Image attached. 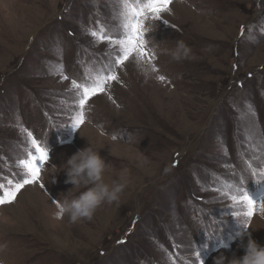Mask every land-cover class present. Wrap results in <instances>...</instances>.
Returning <instances> with one entry per match:
<instances>
[{
    "label": "rangeland",
    "instance_id": "374dc122",
    "mask_svg": "<svg viewBox=\"0 0 264 264\" xmlns=\"http://www.w3.org/2000/svg\"><path fill=\"white\" fill-rule=\"evenodd\" d=\"M169 8L145 38L161 49L183 40L195 58H130L74 130L79 97L59 70L87 83L112 67L118 46L97 43L90 30L120 38L124 0H0V183L21 182L19 161L35 154L25 129L7 120L30 124L49 154L39 179L0 205L3 264H200L197 251L214 264L219 254H244L231 239L242 230L264 245V214L236 217L247 209L230 198L240 188L264 195L251 175L264 170V0H172ZM78 42L88 47L82 57ZM38 103L50 105L52 123ZM88 144L108 165L105 183L122 173L128 183L91 220L54 219L56 203L77 192L62 165Z\"/></svg>",
    "mask_w": 264,
    "mask_h": 264
},
{
    "label": "snow or ice",
    "instance_id": "6c2138e0",
    "mask_svg": "<svg viewBox=\"0 0 264 264\" xmlns=\"http://www.w3.org/2000/svg\"><path fill=\"white\" fill-rule=\"evenodd\" d=\"M171 2L172 0H143V2L141 0H135V3H131L129 0H124V33L120 38H113L111 35L106 34L103 27L99 31L90 30V34L96 39L97 43L107 42L110 47L118 46L119 53L115 56L111 68L105 66L106 71L102 69L99 74L90 76L89 82H77L75 79L71 81V88L76 90L79 97V111L76 113L70 125L74 130L83 124L85 120V109L89 100L98 94L106 93V86H110L112 82L119 80L116 68L123 67L126 61L133 57L138 60L146 58L149 62L155 58L144 46L143 22L148 16L156 20L161 19V14L170 9L169 5ZM165 23L168 22L165 21ZM244 32L245 27L242 25L240 35L243 36ZM61 79H68L62 73V66ZM159 79L164 80L165 77L160 76ZM109 98L111 99V97ZM28 136L32 138L31 143L34 146L35 154L29 151L28 156L30 159L19 161L18 167H22L25 170V178L21 182L14 183L9 179L7 181V187L5 184L0 183V192H2L0 194V205L14 202L17 194L25 185L35 183L39 179L41 166L49 159L48 150L39 145L31 132H28ZM113 138L115 139V137ZM251 175L257 182L264 181V170L257 173L253 169ZM41 188H44L43 184ZM237 191L240 193L239 195H232L230 197L233 201V206L246 208L247 211L243 213L234 212L232 215L251 217L255 212L264 208V195L259 199H254L244 188H240ZM195 255L201 258L200 251H197ZM200 264H203L202 259H200Z\"/></svg>",
    "mask_w": 264,
    "mask_h": 264
},
{
    "label": "clouds",
    "instance_id": "9594fccd",
    "mask_svg": "<svg viewBox=\"0 0 264 264\" xmlns=\"http://www.w3.org/2000/svg\"><path fill=\"white\" fill-rule=\"evenodd\" d=\"M171 11V9L168 10L169 14ZM156 21L148 16L143 22L144 46L154 57L166 54L170 55L174 61L195 58L192 49L183 40H178L173 49H161L154 37L146 39V33L154 32L157 29ZM107 167L108 165L100 152L90 144L69 156L62 165L61 171H64L66 175L65 183L71 184V188L76 189L77 192L67 191L65 193L64 198L56 203L57 210L53 213V218L62 219L66 215L70 223H76L83 219L91 220L97 208L103 203L118 202L128 179L122 173L119 179L113 181L111 185L105 183L103 176ZM41 170H46L44 165L41 166ZM55 179L56 177L53 183ZM257 212L264 214V208ZM241 224L245 226V229L249 227L246 221H242ZM245 237H247L246 242ZM231 239L239 240L244 254L241 257L233 256L231 259H228L225 254H219L214 257V264H264V245L257 243L252 238L250 231H237ZM6 247V244H0V251ZM223 247H228V245L225 244ZM196 258L198 261L201 259ZM0 264H3V261H0Z\"/></svg>",
    "mask_w": 264,
    "mask_h": 264
},
{
    "label": "trees",
    "instance_id": "16d2710c",
    "mask_svg": "<svg viewBox=\"0 0 264 264\" xmlns=\"http://www.w3.org/2000/svg\"><path fill=\"white\" fill-rule=\"evenodd\" d=\"M105 31L107 30V29H104ZM105 33H107V32H105ZM79 43V42H78ZM77 49H78V54H77V57H82V56H84V50L86 49H88V47L86 46V45H82L81 43H79V46L77 45V47H76ZM82 67V66H81ZM82 69V68H81ZM81 71H83V72H85V73H87L86 72V67H85V70H81ZM59 72L61 73V69L59 70ZM62 73H63V75H66L67 77H68V80H70V81H72L73 79H75L76 81H77V75H75L74 73H72L71 71H69V69L68 68H64V69H62ZM88 74V73H87ZM264 82V81H263ZM236 87L237 88H241V89H243V87H244V85L243 84H240V85H236ZM236 88V89H237ZM33 94H35L33 91H31ZM37 102V101H36ZM39 105H40V108H41V110H42V113L44 114V117L46 118V117H48L46 120H48V121H50L51 122V116H49L50 115V112H48V110H49V107L48 106H50V105H46V104H40V103H38ZM54 105V104H53ZM8 122H11V123H15V124H18V125H21L25 130H26V132L28 133V132H31L32 133V135H34V132H32V131H34V129H33V127L30 125V124H28L25 120H18L19 122H14V121H10V120H7ZM52 123V122H51ZM34 137H35V135H34ZM31 138V137H30ZM62 145V144H61ZM195 195H196V193H194ZM200 198L196 195V201L194 202L195 203V205H197V202L199 201L200 202V200H199ZM198 206V205H197ZM200 206V205H199ZM203 215V214H202ZM202 215H201V217H202ZM201 227V226H200ZM219 243H221L220 241L218 242V241H215L214 243H212V245L214 246H216L217 247V245L219 244ZM227 245H229V244H227Z\"/></svg>",
    "mask_w": 264,
    "mask_h": 264
}]
</instances>
